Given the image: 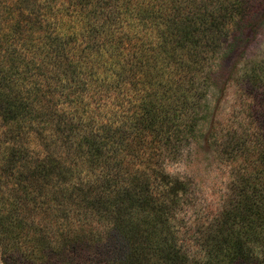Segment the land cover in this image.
<instances>
[{"label":"rangeland","instance_id":"1","mask_svg":"<svg viewBox=\"0 0 264 264\" xmlns=\"http://www.w3.org/2000/svg\"><path fill=\"white\" fill-rule=\"evenodd\" d=\"M74 7L84 10V16L89 12L97 25L108 17L120 18L121 32L133 35L131 40L124 39L125 58L137 47L143 49V60L130 56L137 61L128 62L126 67L131 68L130 74L137 72L134 81L143 78L142 84L149 89L144 90L151 93L147 94L145 107L155 100L166 104L171 112V104H175L176 121L181 124L196 115L193 126H180L178 134L167 121L142 130L145 135H138L142 143L129 140L136 155L130 157L129 164L124 163L150 173L149 188L167 220L163 230H170L180 250L192 253L197 231L203 233L220 213L238 171L257 157L251 148L255 137L264 131V96L256 88L247 87L242 77L247 67L264 58V0H0V72L5 74L4 83L0 81L1 91L10 90L11 96L27 94L24 90L30 88L28 77L18 62L13 63L12 53L19 54L20 59L24 37L40 34L45 24L55 33L57 22L77 15ZM146 19L153 23L144 26ZM60 32L67 36L72 30L65 26ZM10 81L13 88L8 86ZM90 91L86 88L83 96ZM177 94L189 95V100L181 96L173 101ZM183 100L193 105H183ZM66 104L60 103L59 109L70 110ZM89 104L94 106L93 102ZM131 104L124 105L130 112ZM59 117L64 118L62 114L48 117L37 125L28 114L23 126L15 127L0 112V213L13 211L12 218L23 219L18 222L22 230L17 245L27 253L35 252L36 243L30 238L43 227L48 232L47 242L55 241L53 211L58 208L57 215L65 224L69 217L75 220L77 213L67 206L69 193L65 195L62 190L56 195L63 188L62 183L55 185L60 180L57 176L35 183L25 172L39 157L52 170L58 171L55 166H61L66 174L71 172L77 177L79 157L72 153L70 144L52 134ZM30 126L41 130L42 137L38 131L28 129ZM156 134L162 137L160 143ZM167 134L170 138H165ZM233 136H245L248 155L239 153L234 158L229 154L231 144L238 141ZM100 220L94 221V227L102 226ZM256 229L264 233L263 227ZM13 235V231L7 237L0 235V264L4 248L14 244ZM65 235L60 242L68 244L72 235L66 231ZM258 245L263 250V263L259 264H264V244L260 241ZM45 258L42 264H53L51 254Z\"/></svg>","mask_w":264,"mask_h":264},{"label":"trees","instance_id":"2","mask_svg":"<svg viewBox=\"0 0 264 264\" xmlns=\"http://www.w3.org/2000/svg\"><path fill=\"white\" fill-rule=\"evenodd\" d=\"M75 12V17L69 16L71 20L55 22V33L50 32L45 24L40 34L24 37L20 59L19 54L12 53L13 63L18 62L24 68L25 78L28 77L30 88L24 90L27 94L22 96L18 92V95L11 96L10 90L3 92L0 87V112L11 122L10 126L22 127L28 114L37 125L48 117L64 116L59 117L52 134L70 144L72 153L79 157L77 177L74 178L71 172L66 174L61 166H55L58 171L52 170L39 157L25 172L35 183L57 176L60 180L55 185L58 187L62 183L63 188L56 195L62 190L65 195L69 193L67 206L75 208V220L65 218V224L62 216L57 215L58 208L53 211L55 241L47 242L48 232L43 227L30 238L36 243L32 254L17 245L23 219L12 218L13 211L0 213V235L7 237L10 231L14 232L11 239L14 244L4 248L2 264H42L50 254L53 264L263 263L260 257L263 250H259L261 246L258 244L260 241L264 244V233L259 234L256 228H264V131L255 137L256 141L252 139L255 143L251 149L257 153L256 160L238 171L237 180L232 184L220 213L214 216L203 233L196 230L194 251L180 250L170 230H163L167 220L162 205L154 200L149 188L150 173L128 165L130 157L136 155L129 140L142 143L138 139V135H145L142 130L166 124L163 121L172 123L176 130L174 134H178L180 126H193L196 115L181 124L176 121L175 104H171V112L166 104L155 100L145 107L147 94L151 93L144 90L143 87L148 88L142 84L143 78L134 81L137 72L130 74L128 70L131 68L126 67L128 62L143 60V49L137 47L125 58L124 39L131 40L133 35L121 32L122 20L108 17L107 21L97 25L92 22L89 12L86 16L82 9L77 8ZM117 12L121 13V10ZM240 14L244 13L241 11ZM146 20L144 26L153 23ZM49 21L54 23V20ZM65 26L72 30L67 36L59 33ZM130 56L137 60L130 59ZM243 74L246 86L256 88L264 96V58L247 67ZM0 77L4 83L3 72ZM8 86L13 88L14 83L10 81ZM181 87L184 88V83ZM86 88L91 91L85 97ZM175 96L173 101L181 96L189 100V95ZM62 102L68 103L70 110L59 109ZM126 103H132L131 112L125 108ZM187 103L193 105L190 101L182 104ZM28 129L38 131L42 137L38 128L30 126ZM166 129L169 133V128ZM156 137L160 143L162 137L158 134ZM165 138H170V134ZM233 138L238 141L231 144L229 154L234 158L241 155L239 153L248 155L249 144H246L245 136ZM61 209L64 212V207ZM97 219H101L102 226L94 227ZM65 231L73 236L69 237L68 244L60 242L62 236H66Z\"/></svg>","mask_w":264,"mask_h":264}]
</instances>
